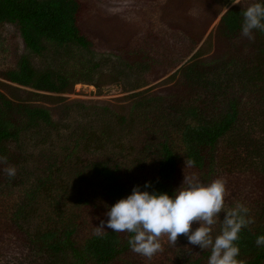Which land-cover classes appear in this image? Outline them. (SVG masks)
Returning a JSON list of instances; mask_svg holds the SVG:
<instances>
[{"label": "trees", "instance_id": "trees-1", "mask_svg": "<svg viewBox=\"0 0 264 264\" xmlns=\"http://www.w3.org/2000/svg\"><path fill=\"white\" fill-rule=\"evenodd\" d=\"M207 1L216 8L214 17L220 15L215 29L220 42L205 40L168 77L173 82L163 95H151L150 86L117 106L59 94L91 82L108 66L109 82L133 79L130 91L144 84L145 72L155 80L178 59L153 56L150 42L135 40L131 28L124 40H96L84 26L86 13L97 10L93 0H0V28L10 24L27 50L14 67L0 70V157L8 162L19 150L33 167L30 176L9 177L0 185V264L133 263L142 256L130 249L129 233L107 228L101 236L78 240V216L59 205L78 207L98 198L111 206L135 185L171 196L183 182L180 169L188 159L195 160L191 176L208 183L215 179L216 165L226 168V154L232 162L238 159L255 189L225 205L244 204L254 220L239 233L238 259L264 264V247L255 243L264 235V32L254 30L255 40L249 41L241 34L246 7ZM171 2L161 6L168 24L178 1ZM98 44L108 47L107 55L95 51ZM74 48L100 54L101 60L72 61ZM14 180L20 185L17 193L10 187ZM146 182L151 186L145 188ZM219 228L214 225L213 235ZM14 241L24 247L11 252ZM185 242L178 237L175 246L162 244L153 257L169 258L180 249L185 257L180 264H207L210 251H188Z\"/></svg>", "mask_w": 264, "mask_h": 264}, {"label": "rangeland", "instance_id": "rangeland-1", "mask_svg": "<svg viewBox=\"0 0 264 264\" xmlns=\"http://www.w3.org/2000/svg\"><path fill=\"white\" fill-rule=\"evenodd\" d=\"M96 6V11L92 13H86L84 26L90 33L100 40L101 36H105V40L111 38L110 40H124L125 37L129 35L130 28L133 30L132 37L135 40L147 39L150 42L151 54L157 57H166L167 55L173 56L172 60L178 59L173 62L172 69L157 79H151V71L145 72L143 75V82L140 87L133 90H126V88L131 84V80L126 83L123 79H114L109 82L108 75L110 73L108 67H103L99 70L93 77L91 82H78L76 83L70 91L66 93H61L67 97V100L79 99L85 104L95 103L102 105L103 102L110 104H118L121 106L123 103H129L124 97L128 94L140 90H147L150 88L151 95L161 96L165 93L168 86L172 84L173 81H169L168 77L176 71L181 65H183L203 44L205 40L209 43H217L218 35L217 22L220 15L214 17L215 6L211 1L204 0H180L174 7L176 11L172 23L168 24L161 18L162 8L166 0H93ZM171 2V0H169ZM257 2L256 0H240V6L247 7L250 3ZM172 5V2L169 3ZM239 5V4H238ZM169 6V5H167ZM178 6V7H177ZM195 17L192 21L190 18ZM128 24V25H127ZM13 27L10 24H5L0 28V70L5 68L14 67L17 58L27 52L21 39L15 35L13 32ZM192 34V35H191ZM191 35V36H190ZM196 38L198 42L195 44L193 40ZM111 43V41H110ZM137 44V42H134ZM207 47V44H204ZM108 47L101 44L95 46V51L102 52L103 55H107ZM180 49V50H179ZM75 51L71 52V58H75L72 61L91 59V61L96 62L101 60L100 54L94 57V52H88L87 50H82L74 48ZM178 52V53H176ZM186 53L184 56L183 54ZM173 54V55H172ZM210 55V54H209ZM250 57L254 55L249 54ZM204 56H207L204 54ZM184 57V58H183ZM115 57L112 56L114 60ZM180 59V60H179ZM135 81V80H134ZM55 95V93H53ZM46 104H49L47 102ZM224 144L219 147L221 151H224ZM26 153H28L25 150ZM238 161V159H236ZM232 162V158L226 154L224 166L226 168H221L218 165L217 174L215 178H222L225 181L226 195H225V205L233 202L235 199L241 198L246 192L254 191L252 184L247 181L245 177V172L241 170V164H237V161ZM13 166L16 169L15 177L18 178L19 175H29L30 171L33 169L32 161H30L29 155L21 153L19 150L13 151V156L7 164H0V171H3L6 167ZM194 171L189 166H184L180 169V177L191 176ZM6 174V172H5ZM9 178L8 175H0V185L3 183L4 179ZM20 178V177H19ZM59 183V181L57 182ZM61 185V184H60ZM18 180L11 181V188L19 191ZM12 201L14 199L11 195ZM92 202V203H91ZM91 204L76 206L71 204L69 206L59 205L61 210H63L67 215L74 214V217L78 216L76 224L78 230L80 231L78 240H81L84 236L94 233L95 227L100 225V222L106 221L108 217L105 215L108 202L101 199H91ZM31 226L35 224L30 223ZM198 223H193L192 228L198 227ZM105 229L107 226L105 225ZM184 238L185 236H179ZM76 238V236H75ZM13 239V238H12ZM186 250L197 251L198 246L190 245L185 237ZM14 240V239H13ZM161 243L166 244L167 237L161 238ZM24 247V244L15 242L9 246L11 252L20 251ZM190 249V250H189ZM178 254L174 256L169 255L167 258L162 253L148 259L142 256L139 259H135V262H130V264H180L181 261L185 260L182 251L177 250Z\"/></svg>", "mask_w": 264, "mask_h": 264}, {"label": "clouds", "instance_id": "clouds-1", "mask_svg": "<svg viewBox=\"0 0 264 264\" xmlns=\"http://www.w3.org/2000/svg\"><path fill=\"white\" fill-rule=\"evenodd\" d=\"M239 4L240 0H231ZM241 34L254 42V30L264 32V3H250L242 11ZM0 164H7V157H0ZM194 166L195 160L188 159L185 166ZM12 178L16 169L8 166L4 169ZM151 185L146 182L145 188ZM226 187L222 178L212 179L208 183L193 176H184L183 182L173 195L166 192L140 190L138 185L125 198L118 199L111 206L105 205L108 217L95 227L94 235L101 236L105 225L112 232L129 233L130 249L141 256L151 259L163 250L161 238L175 246L179 236H185L190 245L209 250L207 264H244L238 259L240 249L236 241L239 233L254 220L248 216L249 209L242 203L225 208ZM223 213V219L220 214ZM193 223L198 227L192 228ZM220 224L219 231L213 235V227ZM258 247H264V235H258L255 241ZM190 250V249H189Z\"/></svg>", "mask_w": 264, "mask_h": 264}]
</instances>
